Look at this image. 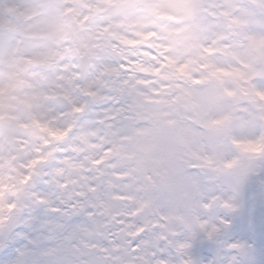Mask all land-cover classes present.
I'll list each match as a JSON object with an SVG mask.
<instances>
[{
  "label": "clouds",
  "instance_id": "obj_1",
  "mask_svg": "<svg viewBox=\"0 0 264 264\" xmlns=\"http://www.w3.org/2000/svg\"><path fill=\"white\" fill-rule=\"evenodd\" d=\"M0 264H264V0H0Z\"/></svg>",
  "mask_w": 264,
  "mask_h": 264
}]
</instances>
